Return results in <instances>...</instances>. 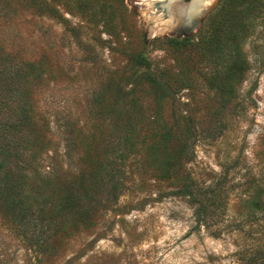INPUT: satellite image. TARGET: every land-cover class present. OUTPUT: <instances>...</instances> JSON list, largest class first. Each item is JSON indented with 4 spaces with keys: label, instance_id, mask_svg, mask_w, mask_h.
<instances>
[{
    "label": "rangeland",
    "instance_id": "rangeland-1",
    "mask_svg": "<svg viewBox=\"0 0 264 264\" xmlns=\"http://www.w3.org/2000/svg\"><path fill=\"white\" fill-rule=\"evenodd\" d=\"M192 1L98 0L89 8L78 0H0L1 46L23 63L41 66L40 77L31 78L28 99L34 126L48 145L27 171L31 182L75 171L100 132L93 119L95 98L126 96L144 80L134 55H144L154 71H177L178 61H187L186 52L176 51L168 39L185 37L175 32L176 13ZM202 2L207 7L191 34L195 41L221 16L225 0ZM103 3L111 5L107 12L116 10L113 19L101 14ZM237 8H247L241 47L251 68L236 96L221 106L216 88L198 75L193 89L176 94L178 108L192 111L202 130L219 122L225 126L216 137L201 131L195 157L187 163L199 184L220 186L214 224H198L194 205L174 194L167 181L142 175L132 156L122 161L119 173L125 181L122 211L109 212L98 228L68 238L56 261L36 251L23 230L0 213V264H111V255H119V264H262L250 259L264 243V193L258 197L264 189V0L252 9L245 0ZM164 91L153 96H166Z\"/></svg>",
    "mask_w": 264,
    "mask_h": 264
},
{
    "label": "trees",
    "instance_id": "trees-1",
    "mask_svg": "<svg viewBox=\"0 0 264 264\" xmlns=\"http://www.w3.org/2000/svg\"><path fill=\"white\" fill-rule=\"evenodd\" d=\"M78 1L89 8L98 4V0ZM244 1L225 0L221 16L212 19L204 31L200 30L196 41L193 35L168 39L176 51L188 56L187 61L181 64L178 61L177 71H154L144 55H134L132 58L142 70L144 80H138V89L126 96L95 98L93 119L100 129L99 135L86 145L83 161L76 164L75 171L67 172L64 178L55 172L45 174L41 181H30L27 171L37 153L48 145L46 135L34 126L28 99L32 93L31 78L40 77L41 66L23 63L0 43V213L23 230L36 251L56 261L62 256L68 238L98 228L109 212L120 213L125 181L119 173L122 161L132 156L137 159L136 164L140 163L142 175L167 181L174 194L186 197L194 205L198 224L207 227L214 224L220 186L199 184L187 163L195 157L194 143L201 131L216 137L225 126L219 122L202 130L192 111L185 113L178 108L176 94L193 89L198 75L208 87L216 88L221 106L236 96L237 87L251 68L241 47L246 36L247 8L237 6ZM247 2L252 9L263 0ZM110 6L105 3L100 6L106 20L116 15L115 9L107 12ZM164 89H169L170 94ZM159 91L166 96L155 98L154 93ZM263 193L264 189L258 197ZM254 250L250 262L261 260L264 264V243ZM118 256L111 255V260H115L111 264H119Z\"/></svg>",
    "mask_w": 264,
    "mask_h": 264
},
{
    "label": "water",
    "instance_id": "water-1",
    "mask_svg": "<svg viewBox=\"0 0 264 264\" xmlns=\"http://www.w3.org/2000/svg\"><path fill=\"white\" fill-rule=\"evenodd\" d=\"M194 1V0H193ZM192 1V2H193ZM188 6L178 7L176 16L179 17L177 25L174 27L176 34L188 36L195 32L199 26L200 17L205 8L200 11L187 10ZM155 38V36H153Z\"/></svg>",
    "mask_w": 264,
    "mask_h": 264
},
{
    "label": "bare ground",
    "instance_id": "bare-ground-1",
    "mask_svg": "<svg viewBox=\"0 0 264 264\" xmlns=\"http://www.w3.org/2000/svg\"><path fill=\"white\" fill-rule=\"evenodd\" d=\"M169 1H171L172 2V0H169ZM203 0H194L193 2H191L190 3V5H188V7H187V10H189V11H191V10H194V11H200L199 9L201 8H204V7H207V6H205V4H203V2H202ZM150 5H152V4H149V6ZM208 5V4H207ZM154 12H156V11H154ZM152 13L153 12H151V16H152ZM161 19V18H160ZM163 22V21H162ZM167 22V21H166ZM165 22V23H166ZM155 23H157V22H155ZM164 23V22H163ZM156 27H158V26H156V25H154V28H156Z\"/></svg>",
    "mask_w": 264,
    "mask_h": 264
}]
</instances>
